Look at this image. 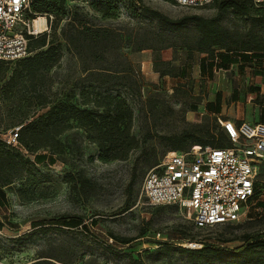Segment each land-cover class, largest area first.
Listing matches in <instances>:
<instances>
[{"label": "rangeland", "instance_id": "obj_1", "mask_svg": "<svg viewBox=\"0 0 264 264\" xmlns=\"http://www.w3.org/2000/svg\"><path fill=\"white\" fill-rule=\"evenodd\" d=\"M142 3L172 18L218 15L214 4L192 9L161 0H143ZM67 8L69 14L58 26L46 19L47 29L44 24L42 31L62 45L63 57L49 72L52 91L63 96L78 85L75 93L78 94L82 84L97 85L89 71L97 74L101 72L99 68L105 67L108 70L103 69V72H115L112 82L128 84L115 86L113 90L122 93L134 111L132 131L140 146L127 160L104 163L97 158V145L90 142L81 129L73 128L60 137L64 145L62 153L41 151L48 158L36 164L35 173L37 177L44 176L45 190L41 192L37 185L31 186L25 167L21 171L22 179L10 187V209L5 214L0 213V219L4 220L0 228V264H29L39 258L60 264H206L192 260L180 248H201V242L224 240H229L228 246H235L240 244L245 232H264V210L257 205L258 200L264 201V191L254 198L244 220L205 228L194 225L188 209L177 205H150L141 194L147 172L171 150L164 136L179 134L217 118L206 111V104L215 101L217 93L222 94L225 111L234 113L232 118L240 116L241 120L253 122L264 100L257 97L250 86L260 85L264 90V79L257 78L252 67L242 72L236 66L228 72L216 70L211 76H201L199 62L204 54L194 55L189 65L190 76L161 78L154 67L155 52L137 51L134 45L136 37L149 30V19L133 18L124 7L116 17L103 18L90 3L83 1H68ZM221 22L231 30L244 31L250 21L228 11ZM83 23L114 31L122 39L121 45L106 52L104 61L96 62L87 55L74 53L67 46L64 32ZM260 34L264 36V25ZM163 57L171 59L176 67L186 65L185 51L167 49ZM13 66L11 64L7 71L8 76ZM2 84L0 82V91ZM234 91L235 98L232 97ZM25 100L24 93L4 97L0 92L2 139L21 127H10L11 124L34 112V108L26 111ZM22 105L24 107H20ZM247 115L250 117H245ZM15 149L21 150L31 161L35 160L19 142ZM7 173V170L0 171V175ZM68 174L85 178L89 187L70 182ZM259 181L264 185V168ZM19 188L22 194L17 191ZM62 219L80 223L71 226L55 223ZM43 221L45 226L34 227L33 222L42 224ZM111 234L133 240L121 243ZM184 237L189 240L181 241Z\"/></svg>", "mask_w": 264, "mask_h": 264}, {"label": "trees", "instance_id": "obj_2", "mask_svg": "<svg viewBox=\"0 0 264 264\" xmlns=\"http://www.w3.org/2000/svg\"><path fill=\"white\" fill-rule=\"evenodd\" d=\"M68 1L88 2L103 18L116 17L120 8L124 7L133 18L149 19V30L138 35L134 45L137 51L155 52L154 67L161 78L166 75L175 78L190 76L189 65L192 64L195 54L205 55L199 62L201 76L207 74L211 76L215 69L227 70L232 65L245 60L254 59L260 63L264 61V36L260 34V28L264 25V0L260 2L215 0L212 4L218 9L216 17L191 14L179 18H172L145 6L143 0H31V13L28 15L31 19L44 16L48 23L52 25L55 23L58 26L69 14ZM161 1L176 5L175 0ZM228 11L249 19V27L244 31H234L224 26L221 19ZM64 35L71 51L80 56L87 55L96 62L106 60V52L118 48L122 43V39L114 31L84 23L69 32H64ZM28 39V56L17 61L0 60V82H3L0 92L4 97L24 93L25 98L27 97L26 111L34 108L31 115H27L16 124H11L10 127L21 125L18 142L27 152L35 156V160L31 161L21 150L15 149L0 137V171H8L7 174L0 175V195L4 197L6 191L3 188L11 192L10 187L17 180L22 179L21 171L25 167L30 175L27 181L33 184L31 185L33 188L37 185L41 192L44 191L45 178L37 177L35 173L36 164L44 163L48 158L41 151L47 150L52 154L62 153L64 145L60 137L73 128L81 129L86 138L97 145V158L104 163L127 160L130 153L140 146L139 139L132 131L134 111L127 98L119 91L113 90L115 86L128 84L112 82L116 73L110 72L111 70L103 72V69L108 70L104 67L99 68L101 72L97 74L89 71V76L97 85L82 84L78 94H75L79 87L76 85L63 96H59L52 91L53 82L49 72L63 57L62 45L56 43L54 38H50L47 32L37 36L29 35ZM167 49L172 52L185 51L186 65L176 67L171 59H164L163 51ZM11 64L14 66L8 76L7 71L11 68ZM116 78L122 79V77ZM221 102L222 97L218 93L215 103L219 110ZM262 121L264 120L259 122L264 123ZM164 139L169 142L170 151L177 152H185L195 145L212 148H226L232 145L217 118L207 123L196 124L192 129H186L179 134L164 136ZM263 168L264 163L260 167L259 177H262ZM67 177L70 182L79 184L83 188L90 185L85 178H77L72 174H68ZM263 186V184L257 186L255 198L261 195ZM17 191L19 194L23 192L21 188ZM257 205L264 210V201L258 200ZM55 223L71 226L80 222L62 219ZM33 225L37 227L46 224L43 221L42 224L33 222ZM111 237L121 243H129L133 240L120 238L114 234H111ZM188 240L185 237L181 239V241ZM228 242L229 240L220 243L201 242V248L180 249L188 253L192 260L203 261L206 264H264V232H245L240 237V244L235 246H228L226 244ZM29 264L60 263L48 258H39Z\"/></svg>", "mask_w": 264, "mask_h": 264}, {"label": "built area", "instance_id": "obj_3", "mask_svg": "<svg viewBox=\"0 0 264 264\" xmlns=\"http://www.w3.org/2000/svg\"><path fill=\"white\" fill-rule=\"evenodd\" d=\"M214 1L175 0L177 6L192 9ZM29 13L31 0H0V60L17 61L29 55L28 36L43 31L35 27L39 17L31 19ZM220 123L232 143L230 147L195 145L185 152L170 151L147 172L141 194L150 205L184 207L198 228L240 222L247 217L257 186L262 185L259 172L264 163V123ZM19 130L4 138L7 144L17 147Z\"/></svg>", "mask_w": 264, "mask_h": 264}, {"label": "crops", "instance_id": "obj_4", "mask_svg": "<svg viewBox=\"0 0 264 264\" xmlns=\"http://www.w3.org/2000/svg\"><path fill=\"white\" fill-rule=\"evenodd\" d=\"M234 66H236L238 71H242V72H246V70L249 67L250 68L252 67L253 69L251 68V71H254L253 72L254 75L257 76V78H263L264 79V71L259 70L261 68L264 69V61L262 63H260L259 61H256L254 59L245 60V61H241L239 63H236V64L232 65L229 69L223 70V71L228 72V71L234 69ZM215 71H216V69L214 70V72ZM220 71H222V69H220ZM207 76H209V75L207 74ZM250 88H251V91L254 92V94L257 97L259 96V97L263 98V100H264V90L261 89L260 85H258V86L252 85V86H250ZM235 96H236V94L234 91L232 97L235 98ZM221 97H222V94H221ZM215 102H216V99H215V101H211L208 104H206V111L208 112L209 115H213V116L217 117L220 122L223 120H232L233 122L240 124L243 121H247V120H241L239 118L240 116H238L236 118H232L234 113H232L231 111L226 112L225 109L223 108V102H221L220 110L218 109ZM261 110L264 112V106L263 105L261 106V108L259 110L260 113L257 114V116H255L254 118H252L253 123L264 120V117H262V115H261ZM245 117H250V116L247 115ZM248 122H250V121H248ZM262 122H264V121H262ZM3 190L6 191V196L4 197V196L0 195V213L5 214L6 211L10 209V206L12 203V200H11L12 194L10 192H8L6 190V188H3ZM3 223H4V220L0 219V228H3ZM1 224H2V226H1Z\"/></svg>", "mask_w": 264, "mask_h": 264}, {"label": "bare ground", "instance_id": "obj_5", "mask_svg": "<svg viewBox=\"0 0 264 264\" xmlns=\"http://www.w3.org/2000/svg\"><path fill=\"white\" fill-rule=\"evenodd\" d=\"M44 24H45V19L43 17L37 18L36 19V22H35L36 30L38 32L42 31L43 30V27H44Z\"/></svg>", "mask_w": 264, "mask_h": 264}]
</instances>
